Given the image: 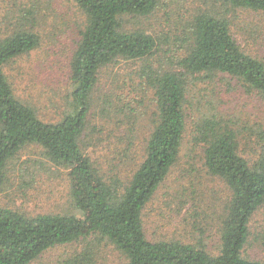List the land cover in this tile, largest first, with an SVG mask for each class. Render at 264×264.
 <instances>
[{
  "label": "trees",
  "instance_id": "1",
  "mask_svg": "<svg viewBox=\"0 0 264 264\" xmlns=\"http://www.w3.org/2000/svg\"><path fill=\"white\" fill-rule=\"evenodd\" d=\"M69 1L81 14L80 28L69 60L68 107L55 122L43 121L33 106L18 98L4 72L41 46L35 0L17 11L9 29L0 34V184L19 152L36 145L67 171L77 214L27 216L0 208V264H31L49 249L90 237L115 247L125 257L123 264H264L243 256L250 219L264 205V131L252 134L261 152L250 163L239 153L237 123L212 101L207 103L209 113L196 122L193 143L201 151L205 173L227 192L219 214L217 253L208 251L202 234L194 243L150 241L143 226L144 208L178 160L191 84L227 78L264 101V62L239 47L229 17L237 10L264 14V0H202L187 12V0ZM158 11L168 21L166 32L134 25ZM120 61L142 62L138 87L151 92L155 110L141 161L124 180L106 179L82 151L100 71ZM118 99L121 108L112 110L113 118L117 126L124 121L126 134L119 144L124 146L122 156L128 157L142 112L125 102L134 103L135 98ZM82 257L74 255L63 264H83Z\"/></svg>",
  "mask_w": 264,
  "mask_h": 264
},
{
  "label": "rangeland",
  "instance_id": "2",
  "mask_svg": "<svg viewBox=\"0 0 264 264\" xmlns=\"http://www.w3.org/2000/svg\"><path fill=\"white\" fill-rule=\"evenodd\" d=\"M32 1H0V34L9 29L17 11L30 7ZM201 5L202 0H187L186 12ZM35 6L41 18V46L8 64L4 72L18 98L33 106L43 121L55 122L68 107L69 60L81 14L69 0H35ZM229 17L231 33L239 47L264 62V14L237 10ZM140 23L144 29L160 34L166 32L168 21L158 11L134 25ZM141 65L142 62L120 61L103 68L92 94L82 151L106 179L114 176L124 180L135 171L151 129L155 110L151 92L143 90L144 94L143 87H138L136 74ZM119 96L135 98L134 103L131 99L125 102L130 103L132 110L142 112L137 116L134 146L127 149L128 157L122 156L124 146L119 144V138L126 134L124 121L117 126L113 118L112 110L121 108ZM187 99V123L178 160L144 208L143 226L150 241L194 243L202 234L208 251L216 254L219 214L227 192L219 180L203 170L201 151L193 143L196 122L209 113L207 103L212 101L220 113L237 123L239 153L251 163L261 152L258 139L252 134L264 131V101L256 93L244 91L236 81L222 77L205 85L194 81ZM4 175L0 208L27 216L77 214L70 198L67 171L49 161L38 146L30 145L20 151ZM249 234L243 256L264 263V205L252 215ZM74 255H82L83 264L125 262V257L111 244L90 237L49 249L31 264H63Z\"/></svg>",
  "mask_w": 264,
  "mask_h": 264
}]
</instances>
